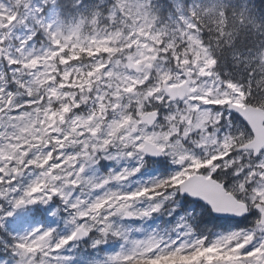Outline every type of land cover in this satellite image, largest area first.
I'll use <instances>...</instances> for the list:
<instances>
[{"label":"snow or ice","instance_id":"snow-or-ice-1","mask_svg":"<svg viewBox=\"0 0 264 264\" xmlns=\"http://www.w3.org/2000/svg\"><path fill=\"white\" fill-rule=\"evenodd\" d=\"M0 264H264V0H0Z\"/></svg>","mask_w":264,"mask_h":264}]
</instances>
